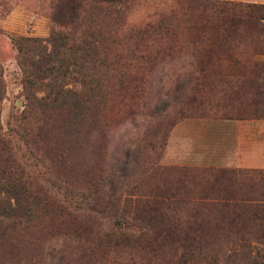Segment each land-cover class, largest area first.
<instances>
[{"label":"trees","instance_id":"obj_1","mask_svg":"<svg viewBox=\"0 0 264 264\" xmlns=\"http://www.w3.org/2000/svg\"><path fill=\"white\" fill-rule=\"evenodd\" d=\"M135 1L49 0L46 37L10 36L24 102L6 131L0 123V264L24 247V238L40 232L35 224L42 216L62 217L68 226L69 209L88 202L89 191L53 180L67 173L59 141L70 154L83 155L109 89L120 90L124 71L137 74L157 63L182 61L186 70L179 79L188 83L216 79L248 86V111L264 117V3L173 0L154 20L126 27L125 15ZM44 81L38 97L34 87ZM4 93L0 67V104ZM217 171L215 180L225 186H211L193 198L190 224L184 231L175 226L174 236L184 241L176 245L181 259L184 264H263L264 171ZM125 227L112 218L102 240L144 237L140 231L127 235Z\"/></svg>","mask_w":264,"mask_h":264},{"label":"rangeland","instance_id":"obj_2","mask_svg":"<svg viewBox=\"0 0 264 264\" xmlns=\"http://www.w3.org/2000/svg\"><path fill=\"white\" fill-rule=\"evenodd\" d=\"M172 5L173 0H136L125 15V26L152 21ZM48 28L49 0H0L3 131L12 113H19L24 102L10 36L46 37ZM184 64L161 62L142 73L124 71L120 90L114 82L109 89L83 155L77 151L70 154L65 142L59 141V150L67 159V173H57L53 179L57 183H53L89 191L83 192L89 204L73 202L76 206L69 209L73 217L68 226H64L62 217L52 221L48 215L42 216V221L35 224L40 232L24 238V247L8 254L12 257L7 264H184L183 251L176 247L184 241L174 236L175 226H179L176 231H184L190 224L193 198L211 186H225L215 180L218 172L197 163V157L207 151L205 142L211 140L207 137L212 132L199 119L246 113L252 96L248 86L233 80L215 79L197 85L183 81L179 77L186 70ZM45 84L34 87L38 97H42ZM76 90L81 91L78 86ZM126 121L138 122L132 127L133 137L139 128L146 129L142 139L128 140L132 149L123 140L113 146V131ZM44 184L51 188L49 183ZM114 217L126 226L127 235L140 231L144 237L129 235L128 240L105 242L101 237ZM259 254L264 260L263 247Z\"/></svg>","mask_w":264,"mask_h":264},{"label":"crops","instance_id":"obj_3","mask_svg":"<svg viewBox=\"0 0 264 264\" xmlns=\"http://www.w3.org/2000/svg\"><path fill=\"white\" fill-rule=\"evenodd\" d=\"M199 120L212 131L207 137L211 140L205 142L206 153L197 157L200 167L213 172L225 168L264 171V117L247 111Z\"/></svg>","mask_w":264,"mask_h":264},{"label":"clouds","instance_id":"obj_4","mask_svg":"<svg viewBox=\"0 0 264 264\" xmlns=\"http://www.w3.org/2000/svg\"><path fill=\"white\" fill-rule=\"evenodd\" d=\"M138 122L136 121H126L122 125L118 126L114 131H113V139L115 141L114 145L115 146L117 143H119L121 140H123L125 143L128 144V146L132 149V145L128 143L129 139H142L146 129L144 128H139L138 135L133 137L130 135L132 127ZM127 136V138H125ZM60 247V243H57L55 245V248L58 249Z\"/></svg>","mask_w":264,"mask_h":264}]
</instances>
